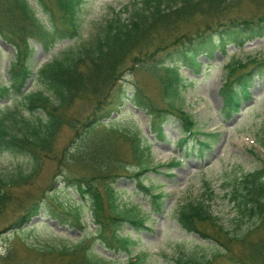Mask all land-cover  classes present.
<instances>
[{
	"label": "trees",
	"instance_id": "trees-1",
	"mask_svg": "<svg viewBox=\"0 0 264 264\" xmlns=\"http://www.w3.org/2000/svg\"><path fill=\"white\" fill-rule=\"evenodd\" d=\"M86 1L36 0V6L42 8L50 21L46 23L31 0H0V37L15 50L9 82H0V101L20 100L24 111L29 113L28 117L16 108L3 110L7 103L0 106V153L25 155L32 163L28 173L20 169L13 176L0 174V215L13 199L11 189L34 178L45 160L55 159L59 169L56 175L63 184L82 200H88L94 224L92 233L97 240L109 251L127 253V258L121 263L97 252L85 234L74 243L63 240L60 245L39 248L30 245L38 251L41 261L18 264H56V259L60 261L58 264H147V253L134 252L136 241L130 233L121 232L125 224L145 228V219L137 204L120 200L114 184L128 170L119 150L120 144H128L132 159L138 163L134 175L149 199L150 213L163 210L162 192L143 185L142 175L149 169L151 146L142 144L140 133L118 129L106 130L109 134L102 138L93 137L99 132L96 127L109 126L110 122L104 120L128 101L151 115L160 138L166 136L162 125L166 114L180 118L183 128L180 142H186L188 135H196L199 129L197 121L183 109L185 91L191 82L182 72V65L200 74L203 54L213 59L218 48L225 51L232 41L243 43L245 37L264 34V11L243 15L240 10L245 0H133L114 10L87 40L58 48L64 41L80 38L81 11ZM247 1L260 4L264 0ZM32 38L40 41L47 51L57 49L58 53L37 72L32 59ZM163 52L166 56L159 58ZM225 68L227 76L221 94L223 110L230 115L241 109L243 98L249 97L253 74L264 68V60H234ZM136 71L154 76L162 106L140 84L132 88L121 84L128 72ZM34 76L40 88L26 91ZM85 100L95 106L85 118L78 119L71 112L76 102ZM65 125L74 131L72 149L57 147ZM258 140L264 145V133ZM208 144V138L199 139L202 148ZM73 166L84 172L71 170ZM239 183L242 189L236 187L232 196L238 210L233 229L225 226L205 199L189 200L180 206L177 219L181 226L222 248L203 260L180 255L174 264H214L219 260L222 264H264V168L245 174ZM43 207L53 217L73 226L88 227L79 212L65 208L49 192L29 204L12 227L17 232L35 229L37 225L23 226L39 215Z\"/></svg>",
	"mask_w": 264,
	"mask_h": 264
},
{
	"label": "rangeland",
	"instance_id": "rangeland-1",
	"mask_svg": "<svg viewBox=\"0 0 264 264\" xmlns=\"http://www.w3.org/2000/svg\"><path fill=\"white\" fill-rule=\"evenodd\" d=\"M50 1L53 3L52 0ZM131 1L133 0H87L81 11L83 24L80 38L64 41L58 48L63 49L87 40L92 33L98 31L114 10H119ZM31 2L36 6V0ZM36 8L39 16L49 23L42 8L40 6ZM240 11L245 16H253L264 11V1L256 4L245 0ZM30 41L33 47L34 70L37 72L42 64L58 53L57 49L47 51L36 38ZM14 52L11 45L0 39V82L2 83L9 82V70ZM165 56V52L158 55L159 58ZM254 58L264 60V34L245 37L243 43L232 41L227 44L225 51L218 48L213 59L203 54L200 57L203 62V71L200 74H194L190 68L182 65V72L191 82L185 91L186 100L183 109L193 116L199 129L196 135H188L187 141L182 144L180 138L183 136V128L180 118L166 114L167 117L162 124L166 136L160 138L151 123V115L128 101L112 117L104 120L110 122L109 126L96 127L95 130L99 132L93 137L102 138L109 134L106 130L118 129L140 133L142 144L151 146L152 156L149 169L142 175L143 185L151 187L155 192H162L163 210L150 213L149 199L145 190L138 186V178L134 175L138 171L134 169L138 163L132 159V150L128 144L122 143L119 146L121 155L126 159L128 170L122 172L123 175L114 184L120 200L130 202L131 205L137 204L142 212L140 214L145 219V228L136 229L125 224L121 232L130 233L136 241L132 247L134 252L147 253V264H174L176 257L180 255L195 256L203 260L210 258L222 248L212 240L202 239L198 234L186 231L178 222L177 211L189 200H207L214 214L220 217L227 228L235 227L238 210L236 201L232 198L233 191L236 187L242 189L239 183L242 176L264 168V145L258 140V137L264 133V68L259 73L253 74L249 97L243 98L241 109L230 115L223 110L224 98L221 88L227 76L226 64L234 60L248 62ZM120 82L128 88L134 87L136 83L140 84L155 103L162 106L158 82L150 72H128ZM38 88L40 86L34 76L29 80L26 91ZM6 103L8 105L3 110L16 108L23 110V114L29 117L20 100L0 101V106ZM76 103L71 114L77 115L78 119L85 118L95 106L89 100ZM74 110L83 116H79ZM73 133L74 131L67 125L62 128L57 140L58 149L73 148V143L71 144ZM214 133L219 134L209 137ZM204 138H208L209 144L202 148L198 142L199 139L204 140ZM174 162H178V165H173ZM31 166L28 156L13 152L0 153V174L4 176H13L20 169L28 173ZM58 170V162L55 159H47L34 178L11 189L13 199L0 215V264H18L28 260L40 262L41 256L30 245L37 248L48 244L60 245L63 240L74 243L85 234L97 252L123 263L127 253L109 251L100 244L96 235L92 233L94 224L91 220L88 200H82L70 187L63 184L62 178L56 175ZM71 170H80V168L73 166ZM53 182H55L54 187L50 189L49 186ZM48 192L52 193L54 200L62 202L65 208L79 212L88 227L82 229L73 226L59 217H53L43 207L39 215L23 226L27 228L37 225L35 229L15 231L14 226L12 227L13 222L24 213L29 204L36 202ZM59 262L58 259L55 260L56 264ZM222 263L219 260L214 264Z\"/></svg>",
	"mask_w": 264,
	"mask_h": 264
}]
</instances>
